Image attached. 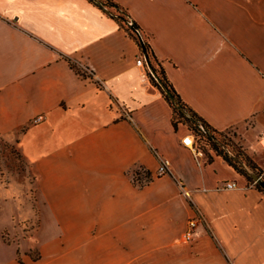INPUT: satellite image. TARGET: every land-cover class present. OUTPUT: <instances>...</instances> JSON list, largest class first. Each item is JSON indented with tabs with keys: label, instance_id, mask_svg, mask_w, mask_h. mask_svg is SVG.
<instances>
[{
	"label": "crops",
	"instance_id": "crops-1",
	"mask_svg": "<svg viewBox=\"0 0 264 264\" xmlns=\"http://www.w3.org/2000/svg\"><path fill=\"white\" fill-rule=\"evenodd\" d=\"M113 1L182 100L217 131H236L264 175V0ZM116 15L89 0H0V134L22 131L59 225L91 226L123 248L165 243L171 264H264V192L222 156L183 145L190 130L175 129ZM193 219V239L175 245Z\"/></svg>",
	"mask_w": 264,
	"mask_h": 264
},
{
	"label": "rangeland",
	"instance_id": "rangeland-1",
	"mask_svg": "<svg viewBox=\"0 0 264 264\" xmlns=\"http://www.w3.org/2000/svg\"><path fill=\"white\" fill-rule=\"evenodd\" d=\"M109 10L122 13L114 8ZM153 65L156 77L160 78V62L153 60ZM148 69L151 71L150 67ZM190 132L210 155L208 139ZM21 133L18 131L16 137L0 134V259L3 264H171L169 254L164 255L165 243H157L156 247L148 243L145 247L142 241H131L123 248L122 243L97 241L96 230L91 226L59 225V211L49 208L36 170L20 150ZM207 135L230 153L245 171L243 177L249 185L259 184H255L257 178L264 181L262 171L250 158L248 165V156L236 131L218 134L207 130ZM132 178L137 185H144L150 181V174L138 167ZM187 223L188 220L185 225ZM175 245H185L183 232H179ZM113 249H117L116 256ZM179 264L187 262L180 257Z\"/></svg>",
	"mask_w": 264,
	"mask_h": 264
},
{
	"label": "trees",
	"instance_id": "trees-1",
	"mask_svg": "<svg viewBox=\"0 0 264 264\" xmlns=\"http://www.w3.org/2000/svg\"><path fill=\"white\" fill-rule=\"evenodd\" d=\"M89 1L108 12H111L109 10L111 8L117 9V11H122V8L118 4H116L113 0H89ZM115 14H117L116 18L119 21L120 25L126 29V31L130 34V36L134 40L137 41V43L140 46L141 53L146 55L147 63L151 69L149 73L150 80L152 84L160 90L163 97L166 99V101L170 104V106L173 109V125L175 129L178 128L179 124H184L190 129V131L191 130L195 131L196 133H198V135L207 138L208 142L211 144V150L216 152L217 155L222 156L232 167L236 169V171L240 175L244 176L245 171L238 166V164L234 161V158L230 155V153L221 149L220 148L221 145H219L216 139H214L210 135L209 136L207 135V130L218 134H222V132H219L216 129H214L212 126H210L201 116H199L192 108H190L182 100L181 96L177 93L176 89L169 81L166 72L162 68V66L160 67L161 77L160 78L156 77L157 70L153 65V60L158 61V59L155 56L154 52L151 50L147 38H144L145 41L143 43L140 42L136 34V31L142 33L141 28L130 19V17L125 13V11H123L122 13L118 12ZM72 67L78 73H80L77 67H75L74 65H72ZM200 145L202 149L206 152L205 147L202 144ZM248 158L249 156L246 157V159L248 161V165H250L251 162L249 161ZM256 187L264 192V189L260 184H257Z\"/></svg>",
	"mask_w": 264,
	"mask_h": 264
},
{
	"label": "built area",
	"instance_id": "built-area-1",
	"mask_svg": "<svg viewBox=\"0 0 264 264\" xmlns=\"http://www.w3.org/2000/svg\"><path fill=\"white\" fill-rule=\"evenodd\" d=\"M132 24V23H131ZM136 34L140 40V42H144V36L142 33L139 31H136ZM138 65L150 67L147 63V58L145 54H142L138 60H137ZM183 145L187 148H189L197 157H206V152L202 149L201 145L196 141L195 136L191 133L188 135L186 138L183 139L182 141ZM260 143L264 147V130L261 132L260 135ZM168 173V163L167 162H162L160 164V167L158 169V174L160 176L165 175ZM259 183V181H255V184ZM223 187L225 189H235L238 187V184L236 181L232 182H226ZM199 219H193L189 222V227L188 230L185 233V240L186 241H191L194 237V230L196 229L198 225Z\"/></svg>",
	"mask_w": 264,
	"mask_h": 264
},
{
	"label": "water",
	"instance_id": "water-1",
	"mask_svg": "<svg viewBox=\"0 0 264 264\" xmlns=\"http://www.w3.org/2000/svg\"><path fill=\"white\" fill-rule=\"evenodd\" d=\"M256 180H258L259 184L264 188V181H262V179L260 178H257Z\"/></svg>",
	"mask_w": 264,
	"mask_h": 264
}]
</instances>
